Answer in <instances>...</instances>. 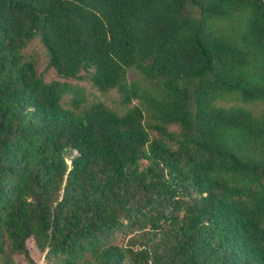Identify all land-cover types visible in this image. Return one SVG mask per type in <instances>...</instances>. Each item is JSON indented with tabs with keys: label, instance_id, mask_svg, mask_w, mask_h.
<instances>
[{
	"label": "trees",
	"instance_id": "1",
	"mask_svg": "<svg viewBox=\"0 0 264 264\" xmlns=\"http://www.w3.org/2000/svg\"><path fill=\"white\" fill-rule=\"evenodd\" d=\"M28 242L264 264V0H0V264Z\"/></svg>",
	"mask_w": 264,
	"mask_h": 264
},
{
	"label": "rangeland",
	"instance_id": "2",
	"mask_svg": "<svg viewBox=\"0 0 264 264\" xmlns=\"http://www.w3.org/2000/svg\"><path fill=\"white\" fill-rule=\"evenodd\" d=\"M25 52L27 55H33L37 58V70L40 72H43V76L45 79L53 78V74L51 70L45 69V61L46 57L44 55L43 48L37 41H33L30 44L27 45ZM75 82V81H73ZM77 85L83 87L85 89V94L87 100L93 99L94 97H99L100 99L105 100L109 106L114 105L115 101L117 100V94L114 91L108 92L106 94H99L95 87H92L87 81H81V82H75ZM258 108L256 109V111ZM125 241V239H124ZM28 249L30 252V258L33 262V264H43V254L39 253L38 250H36L31 243L28 242L27 244ZM16 262L18 264H27L22 257L16 256L15 257Z\"/></svg>",
	"mask_w": 264,
	"mask_h": 264
}]
</instances>
